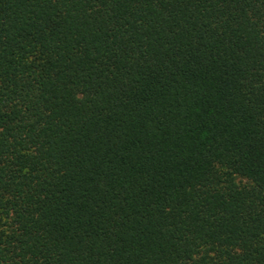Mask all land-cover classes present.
Here are the masks:
<instances>
[{"label": "trees", "instance_id": "1", "mask_svg": "<svg viewBox=\"0 0 264 264\" xmlns=\"http://www.w3.org/2000/svg\"><path fill=\"white\" fill-rule=\"evenodd\" d=\"M0 264H264V0H0Z\"/></svg>", "mask_w": 264, "mask_h": 264}]
</instances>
